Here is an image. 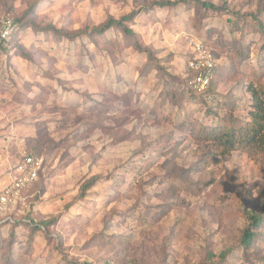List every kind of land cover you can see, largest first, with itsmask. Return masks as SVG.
<instances>
[{
  "label": "rangeland",
  "instance_id": "obj_1",
  "mask_svg": "<svg viewBox=\"0 0 264 264\" xmlns=\"http://www.w3.org/2000/svg\"><path fill=\"white\" fill-rule=\"evenodd\" d=\"M166 1L0 0L22 25L0 41V187L22 154L41 160L0 214V264H264V215L249 220L264 147L222 153L188 129L250 120L264 2ZM191 38L219 65L203 96L188 86Z\"/></svg>",
  "mask_w": 264,
  "mask_h": 264
},
{
  "label": "trees",
  "instance_id": "obj_2",
  "mask_svg": "<svg viewBox=\"0 0 264 264\" xmlns=\"http://www.w3.org/2000/svg\"><path fill=\"white\" fill-rule=\"evenodd\" d=\"M179 1L183 0H174V1H166V2H159L158 6L162 5H175ZM199 5L203 7H214L213 4L202 1V0H195ZM264 2V0H261ZM264 12L261 16V24L264 28ZM134 16V12H130L129 14L123 16V19H132ZM9 18V17H8ZM17 24V30L12 34L10 39L7 41L12 42L13 38L19 32L20 27L22 26L19 21L13 20ZM119 24V21L109 19L105 22L102 26L97 28V32H104L109 27ZM130 32V30H125ZM0 41L4 44L6 48L5 41ZM211 51V50H210ZM212 53V51H211ZM213 56L214 53H212ZM219 65L216 64L213 70L212 78L208 86L202 92L196 91L191 88L190 84L188 83L189 89L196 92L198 95L203 96L206 93H209V89L212 88L213 84L217 80V73H218ZM190 75L188 80L194 75L195 72L190 70ZM250 92L253 102V110L250 112V120H247L246 123L240 126H232L230 124L220 123V122H213L211 124L203 123L201 121L195 120L189 124V134L191 135L192 139L195 142H203V141H211L220 147L222 153H229L235 150L237 147L247 148V147H254V146H261L264 147V78L260 77L259 75H253L252 82L247 86L246 89ZM197 95V96H198ZM205 97V96H204ZM20 160V159H19ZM18 160V161H19ZM40 171V170H39ZM38 171V173H39ZM90 184H84L83 188L89 187ZM264 215V206L259 210L258 213H254L249 216L250 225L254 228H258L262 223V216ZM254 232L250 228L244 229L241 241L243 244H247V242L253 238ZM114 261V260H109ZM106 261L104 264H107ZM115 262V261H114ZM117 263V262H116ZM119 264V263H118Z\"/></svg>",
  "mask_w": 264,
  "mask_h": 264
},
{
  "label": "built area",
  "instance_id": "obj_3",
  "mask_svg": "<svg viewBox=\"0 0 264 264\" xmlns=\"http://www.w3.org/2000/svg\"><path fill=\"white\" fill-rule=\"evenodd\" d=\"M16 30L17 24L11 18H0L1 40L7 42ZM189 46L192 56L188 60L187 66L195 73L188 80V83L194 90L202 92L212 78L213 70L217 64L216 58L212 55L210 49L196 38L189 40ZM40 167V159L30 154H22L21 159L10 169L7 182L0 187V214L6 213L19 200L24 189L38 178ZM107 264L118 263L108 261Z\"/></svg>",
  "mask_w": 264,
  "mask_h": 264
},
{
  "label": "crops",
  "instance_id": "obj_4",
  "mask_svg": "<svg viewBox=\"0 0 264 264\" xmlns=\"http://www.w3.org/2000/svg\"><path fill=\"white\" fill-rule=\"evenodd\" d=\"M17 140H18V138H17ZM13 165H14V164H13ZM10 169H11V168H10ZM7 179H8V175H7V178H6V180L4 181V183L7 182Z\"/></svg>",
  "mask_w": 264,
  "mask_h": 264
}]
</instances>
